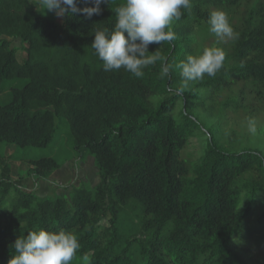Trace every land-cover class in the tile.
Returning a JSON list of instances; mask_svg holds the SVG:
<instances>
[{"label":"trees","instance_id":"obj_1","mask_svg":"<svg viewBox=\"0 0 264 264\" xmlns=\"http://www.w3.org/2000/svg\"><path fill=\"white\" fill-rule=\"evenodd\" d=\"M239 2L191 0L172 22L177 39L150 45L161 60L136 78L124 69L104 72L91 47L92 31L112 27L123 0L101 4L90 18L77 13L62 22L38 14L32 0H0V264H8L19 236L39 229L73 232L80 243L75 258L87 255L90 264H251L240 248L256 223L264 224V156L229 150L208 130L200 157H182L190 128L199 123L178 104L199 93L180 91L175 67L194 53V26ZM92 4L77 0L81 9ZM236 33L223 67L201 84L220 89L252 82L263 95L264 3L247 12ZM3 36L26 44L22 61ZM165 62L168 76L161 75ZM152 95L160 97L155 104ZM63 127L70 152L78 159L91 155L99 175L94 187H73L71 206L63 197L17 187L1 149L48 147L28 159L34 175L46 178L62 164ZM251 172L255 178L246 179ZM131 200L141 211L140 232L123 239L119 212ZM260 202L263 210L255 215Z\"/></svg>","mask_w":264,"mask_h":264},{"label":"rangeland","instance_id":"obj_2","mask_svg":"<svg viewBox=\"0 0 264 264\" xmlns=\"http://www.w3.org/2000/svg\"><path fill=\"white\" fill-rule=\"evenodd\" d=\"M264 3V0H240L237 6L231 9H224L231 26L236 32L240 21L247 15V12L257 4ZM36 12L62 22L53 12H43L38 0H32ZM194 53L199 54L206 47H219L225 55L231 52L232 40L222 41L208 31L207 21H201L194 26ZM10 43V47L16 49L17 58L22 61L26 57V44L20 38L4 37ZM208 76L202 81L189 82L186 91L199 93L198 98H192L189 104L179 102L178 109L184 108L199 123L197 127H191L187 145L182 151V157L188 161H195L203 153L207 144L208 130L213 132L219 144L229 150L243 148L256 149L264 156V94L252 82L238 81L230 86L220 89H213L202 86ZM21 81L24 82L23 79ZM182 85V82H181ZM6 100V92L3 96ZM158 96H149L152 104L157 103ZM251 128L255 130L252 131ZM66 127L62 128L63 135L59 140L62 146L58 150L60 158L63 159L61 166L53 171L46 178H39L31 171L28 159L36 158L47 154L49 148H31L18 150L13 145H2L1 149L9 157L11 167V178L17 187L27 193H34L40 197L59 196L67 199L70 205L71 194L74 186L85 183L94 187L99 182V175L94 159L86 155L78 159L70 152V147L65 140ZM256 172V171H255ZM256 173H248L245 178H255ZM261 202L255 209V215L262 212ZM141 211L134 201H129L119 212L118 227L123 239L138 235L140 232L139 219ZM256 218L253 222H256ZM257 230L251 232L249 244L241 246L240 251L248 258L251 264H264V224L258 225ZM137 247H132V254L137 255ZM75 263L84 262L82 258H74Z\"/></svg>","mask_w":264,"mask_h":264},{"label":"clouds","instance_id":"obj_3","mask_svg":"<svg viewBox=\"0 0 264 264\" xmlns=\"http://www.w3.org/2000/svg\"><path fill=\"white\" fill-rule=\"evenodd\" d=\"M43 12H53L58 18H71L83 13L90 18L101 12V4L110 0H93L92 6L79 8L77 0H38ZM191 8V0H123L115 8L116 19L110 28L92 31L91 43L94 54L102 62L104 72L124 69L133 77L143 76V70L156 64L161 57L156 50L149 52L150 45H162L177 39L171 25L179 20L183 11ZM208 31L222 41L238 39L227 14L213 10L207 19ZM152 53V54H149ZM225 53L219 47H206L197 55H188L175 67L182 80V92L189 82L202 81L207 75L214 78L223 67ZM170 66L165 62L162 76H168ZM254 131V128H251ZM11 248L14 254L8 264H71L80 249L78 237L71 231H28L18 237ZM90 264L89 257H82Z\"/></svg>","mask_w":264,"mask_h":264}]
</instances>
